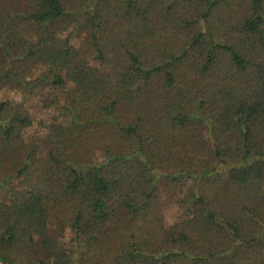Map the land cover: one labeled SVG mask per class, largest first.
I'll return each mask as SVG.
<instances>
[{
    "label": "trees",
    "instance_id": "1",
    "mask_svg": "<svg viewBox=\"0 0 264 264\" xmlns=\"http://www.w3.org/2000/svg\"><path fill=\"white\" fill-rule=\"evenodd\" d=\"M11 86L4 264H264V0H0Z\"/></svg>",
    "mask_w": 264,
    "mask_h": 264
},
{
    "label": "rangeland",
    "instance_id": "2",
    "mask_svg": "<svg viewBox=\"0 0 264 264\" xmlns=\"http://www.w3.org/2000/svg\"><path fill=\"white\" fill-rule=\"evenodd\" d=\"M0 97H8L9 99L17 102H23L24 107H26V110L32 114L36 121L38 120H47L51 116L54 115V112L56 113V109L50 107V108H43L42 104L43 102L35 98V101L32 102L29 94L27 92H23L16 86H11L9 89H6L5 92L3 90L0 91ZM36 129V126H32L27 131L28 137L33 135L34 130ZM189 186V182L186 180H183L181 183V186L179 188V191L177 193V197L175 200L171 201L165 209H163V217L168 224L175 223L180 218L179 213V204H178V198L183 196V192L185 189Z\"/></svg>",
    "mask_w": 264,
    "mask_h": 264
},
{
    "label": "water",
    "instance_id": "3",
    "mask_svg": "<svg viewBox=\"0 0 264 264\" xmlns=\"http://www.w3.org/2000/svg\"><path fill=\"white\" fill-rule=\"evenodd\" d=\"M0 264H4V261L2 259H0Z\"/></svg>",
    "mask_w": 264,
    "mask_h": 264
}]
</instances>
